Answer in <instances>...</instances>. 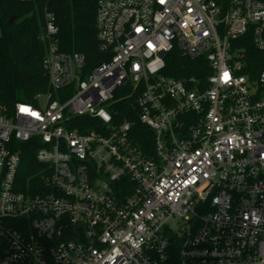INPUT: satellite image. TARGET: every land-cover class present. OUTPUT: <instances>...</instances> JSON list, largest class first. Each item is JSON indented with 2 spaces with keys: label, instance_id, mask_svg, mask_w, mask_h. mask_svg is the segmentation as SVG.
Instances as JSON below:
<instances>
[{
  "label": "built area",
  "instance_id": "obj_1",
  "mask_svg": "<svg viewBox=\"0 0 264 264\" xmlns=\"http://www.w3.org/2000/svg\"><path fill=\"white\" fill-rule=\"evenodd\" d=\"M44 19L50 89L0 106V264H264V0H96L109 57L88 69ZM24 144L36 193L16 189Z\"/></svg>",
  "mask_w": 264,
  "mask_h": 264
},
{
  "label": "trees",
  "instance_id": "obj_2",
  "mask_svg": "<svg viewBox=\"0 0 264 264\" xmlns=\"http://www.w3.org/2000/svg\"><path fill=\"white\" fill-rule=\"evenodd\" d=\"M95 10L96 0H0V106L11 109L16 102L36 104L35 95L50 89L48 73L42 64L47 49L45 12L55 18L59 51L82 53L87 69L108 59V54L102 55L98 50ZM12 16L14 19L9 22ZM166 64V72L178 76L181 66L191 61L172 52L166 57ZM186 73L195 71L187 67ZM60 92L56 91L54 96ZM125 92L127 89L121 90L120 95ZM135 98V95L121 96L114 105L120 121L132 122L130 134L134 141L151 154L152 131L139 121ZM22 148L17 173L21 184L16 189L36 193V188L28 187L26 180L36 182L41 164L36 162L31 145L24 144Z\"/></svg>",
  "mask_w": 264,
  "mask_h": 264
},
{
  "label": "water",
  "instance_id": "obj_3",
  "mask_svg": "<svg viewBox=\"0 0 264 264\" xmlns=\"http://www.w3.org/2000/svg\"><path fill=\"white\" fill-rule=\"evenodd\" d=\"M13 19H14V17H13V16H12V17H10V19H9V22H11Z\"/></svg>",
  "mask_w": 264,
  "mask_h": 264
}]
</instances>
